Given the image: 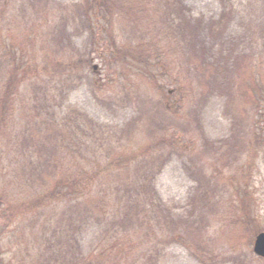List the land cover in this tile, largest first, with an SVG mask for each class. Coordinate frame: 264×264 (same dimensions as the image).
I'll return each mask as SVG.
<instances>
[{
	"label": "rangeland",
	"instance_id": "1",
	"mask_svg": "<svg viewBox=\"0 0 264 264\" xmlns=\"http://www.w3.org/2000/svg\"><path fill=\"white\" fill-rule=\"evenodd\" d=\"M78 1L0 0V63L6 62L9 51L15 50L22 62L21 68H31L25 70L27 75L21 80L17 93L13 96V107L8 106L5 109L8 113L14 114L11 118V127L4 132L6 141L2 143L3 148L0 152V242H2L0 246L11 245L12 234L9 236L3 234L15 230L14 245L20 243L19 247L15 246L21 252L22 259L18 258L21 260L20 263L36 264L38 259L40 260L38 249L41 246L39 247L38 241L35 240L34 233L44 228L48 236L54 226L49 218L53 213L51 208L41 210L42 219L28 215L27 218L17 220L7 207L8 201L21 196L18 193L28 194L34 191L30 187L23 191L18 187L20 182L17 178L23 158L20 150L14 148V143L21 140L23 128L20 124H25L24 121L31 112L26 103L39 93L41 97L45 94L44 101L40 100L41 104L46 106L47 112L56 120H60L70 110H79L103 128L104 137L109 140L104 141L103 145L107 150L99 155L100 167L123 154L136 153L141 160L142 151L147 147L167 151L168 146L173 144L174 152L153 181L160 202L169 209L174 219L185 218L191 222L201 214L196 211L190 214L188 207V199L197 183L189 172L190 169L206 168V174L213 175V172L218 171L215 176L221 183L219 198L214 201L212 208L203 211L198 237L189 238V234L181 229L180 238L174 237V240L171 239L169 243L158 247L157 264H233V258L240 256L245 257L249 264H264V259L253 252L255 237L264 230V152L260 151L255 159L251 158V153L245 152L235 164H230L227 168L223 165L226 161L223 155L219 158L218 155L209 157L202 138L218 147L231 133V118L225 114V97L211 94L202 101L199 100V93L194 92L198 84L195 73L181 62L183 58L179 46L181 41L172 35L167 36L171 30L162 22L160 13L155 15L152 12L156 0H133L139 2L141 7L151 6L148 17L146 12L139 10L135 14L132 11L129 15L136 24V34H133L132 26L128 23L130 18L123 20L118 15L114 24L120 43L132 41L137 45L133 40L139 42L145 37L144 40L154 43L151 44L150 50H153L155 55L156 48L165 49V54L159 62L156 61L158 57H154L151 72L150 70L148 72L146 67L143 73L115 67L110 43L103 30L105 21L96 27L94 37L82 30L79 24H70L66 28V33L70 34L71 45L62 46L57 43V30L62 14L60 7ZM182 1L186 7L187 17L193 21L201 19L204 28L210 21L218 19L222 10L219 0ZM250 1L258 3L259 7L263 5L264 8V0H243L245 6ZM152 17L153 21H150ZM239 21L238 15L235 14L227 25L224 39L234 40L236 48L241 50L246 47V41L242 38L243 30ZM76 26L79 32L75 30ZM205 36L206 45H209L208 57L216 58L220 48L224 47H221L219 42H213L206 34ZM80 55H86L89 64L78 72L81 75L79 79L76 71L68 79L67 72L60 68L58 62L76 60ZM7 62L6 65L0 64L1 95L4 81L11 74L13 65ZM35 71L39 73V78L33 76ZM248 77L249 74L245 80ZM257 77L259 80L261 78L260 82L264 85V65L258 68ZM253 85L254 83L251 85L242 83L235 90L238 93L239 88L243 87L252 94ZM235 96V100L231 102L232 112L243 120L248 116L252 123L255 122L254 105L244 102L241 96ZM154 106L160 108L159 112ZM140 107L153 108L148 114L145 112L141 116L129 137L119 140L120 130L133 117L139 115ZM193 110L200 121L204 136L199 134L191 120ZM159 125L163 127H157ZM249 137L253 139V135ZM159 138L163 139L161 144L157 142ZM251 150L256 152L254 143ZM107 154L109 158H106ZM83 155L79 161H83ZM58 157L62 158V155L59 154ZM227 158L233 159L231 155ZM63 162L65 163L64 157ZM133 166L131 164L129 170L116 171L115 175L121 173V178L132 177ZM248 172L251 173V180L247 190ZM109 176H112V173L107 170L101 174V178L110 179ZM245 191H252L249 192L251 195L247 200ZM234 203L241 207L246 205V213H251L255 221L246 223L243 220L239 223L237 216L244 212L241 208H235ZM242 218L243 216H240L239 221H242ZM255 222L259 225L254 226ZM40 224H43L42 227ZM96 231L97 226L91 223L81 233L80 240L85 250H88ZM45 244L47 245V241ZM141 245L139 244L138 248ZM25 246L27 248L24 249ZM145 247L149 246L145 244Z\"/></svg>",
	"mask_w": 264,
	"mask_h": 264
},
{
	"label": "trees",
	"instance_id": "2",
	"mask_svg": "<svg viewBox=\"0 0 264 264\" xmlns=\"http://www.w3.org/2000/svg\"><path fill=\"white\" fill-rule=\"evenodd\" d=\"M219 2L222 7L219 18L210 21L205 28L201 19L193 21L187 17L182 0H156L158 6L153 3L152 12L155 15L160 13L162 22L171 30V33L166 32L167 36L172 35L181 41V44L177 41L181 46L180 54H183L181 62L195 73L198 84L194 92L199 93V100L202 101L211 94L225 97V114L231 118L229 137L218 147L206 138L202 140L209 157L218 155L219 158L223 155V158H226L223 165L227 168L230 164H235L245 152L251 153V158L254 159L260 151L264 152V85L260 82L261 78L259 80L257 77L258 68L264 65V8L263 5L260 8L258 3L251 1L247 6L243 0ZM150 7H141L139 2L133 0H79L73 4L62 5L56 41L62 46L71 45L70 34L66 33L70 24H79L82 30L94 37L96 27L105 21L103 30L110 43L115 67L120 70V67L129 68L138 73H143L147 67L148 72H151L154 57H158L156 61L159 62L165 54V49L156 48L155 55L153 50H150L153 42L144 40L145 37L139 42L133 40L137 45L132 41L120 43L114 29L118 15L124 20L130 18L132 11L135 14L139 10L146 12L148 17ZM235 14L238 15L239 24L242 26V38L246 41V47L241 50L236 48L234 40L224 39L227 25ZM153 17L150 21H153ZM132 21L131 17L128 23L132 26L133 34H136V24ZM77 29L76 26L75 30L79 32ZM204 29L209 39L224 47L220 48L216 58L208 57L209 45L205 42ZM11 51L6 60L7 63L13 64L11 74L4 81V90L2 95L0 94V152L2 143L6 141L4 132L11 127L14 114L5 109L8 106L13 107V96L17 93L21 80L27 75L25 70L31 69H22L17 52ZM58 64L67 72L68 79L75 71L79 79L81 75L78 72L89 64V58L80 55L76 60H60ZM248 74L250 77L245 80ZM33 76L39 78L40 75L35 71ZM250 81L254 83L252 94L243 87L236 92L235 89L242 83L251 85ZM1 87L2 83L0 89ZM235 95L243 97L247 104L254 105L255 122L252 123L248 116L243 120L232 112L231 102L235 100ZM44 96L45 94L41 97L36 93L26 103L33 113L29 112L25 124H20L23 128L21 140L14 143V148L20 150L23 158L20 176L17 178L20 182L18 187L22 191L26 187L34 191L28 194L18 193L21 196L8 201L7 206L17 220L27 218L28 215L42 219L41 210L52 209L53 213L49 218L54 226L49 235L47 236L44 228L34 233L35 240L38 241L39 247L41 246L38 249L40 260L38 259L36 264H157L158 247L169 243L171 239L174 240V237L180 238L181 229L189 234V238L198 237L203 211L212 208L214 201L219 198L221 183L215 176L218 171L213 172V175L206 174V168L190 169L189 172L197 183L188 199V207L190 214L194 211L201 214L191 222L185 218L174 219L169 209L160 202L153 181L174 152L173 144L168 146L167 151L152 150L153 147L149 146L142 151L141 160L136 153L123 154L119 159L115 158L100 167L99 155L106 149L103 148L104 141L109 140L104 137L103 128L79 110H70L60 120H56L47 112L46 106L41 104L40 100L44 101ZM163 106L165 109L166 104ZM154 107L159 112L160 108ZM152 108L140 107L139 115L133 117L120 130L119 140L129 137L141 116L145 112L148 114ZM191 120L199 134L204 136L194 110ZM249 135H253V139ZM157 142L161 144L163 139L159 138ZM253 143L257 153L251 150ZM59 154L62 158L58 157ZM82 155L84 159L79 161ZM228 155L233 159H228ZM106 158H109L108 154ZM17 160L20 162V158ZM131 164L134 165V176L121 178V173L115 175L116 171L129 170ZM104 170L112 173L110 179L101 178ZM249 173L246 175L247 190L251 180ZM249 192L252 191L244 193L246 200L251 195ZM234 207L241 208L244 212L237 216L239 223L243 220L246 223L255 221L251 213H246V205L241 207L234 203ZM240 216H243L242 221H239ZM91 223L97 226V231L88 250H85L80 235ZM254 224L259 225L256 222ZM40 225L42 227L43 224ZM10 233L13 236L11 245L6 247L4 244L5 249L0 246V264H21V252L15 248L19 247L20 243L14 245L15 230H10L3 236H9ZM45 241L47 245H44ZM139 244L142 245L138 248ZM145 244L149 247L146 248ZM244 258L235 257L232 262L249 264Z\"/></svg>",
	"mask_w": 264,
	"mask_h": 264
},
{
	"label": "water",
	"instance_id": "3",
	"mask_svg": "<svg viewBox=\"0 0 264 264\" xmlns=\"http://www.w3.org/2000/svg\"><path fill=\"white\" fill-rule=\"evenodd\" d=\"M253 252L264 259V230L259 232L254 240Z\"/></svg>",
	"mask_w": 264,
	"mask_h": 264
}]
</instances>
